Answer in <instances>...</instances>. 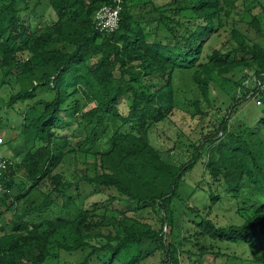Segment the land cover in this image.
<instances>
[{
    "label": "trees",
    "instance_id": "obj_1",
    "mask_svg": "<svg viewBox=\"0 0 264 264\" xmlns=\"http://www.w3.org/2000/svg\"><path fill=\"white\" fill-rule=\"evenodd\" d=\"M112 5L0 0L2 145L26 147L13 148L2 178L0 264H153L156 254L161 264L208 254L264 264V44L234 27L228 45L205 55L236 0H122L119 27L102 30L97 15ZM251 25L264 37L256 15ZM243 66L256 68L252 86L231 106L253 100L254 109L185 145L188 160L164 159L150 135L182 102L178 79L191 73L208 98L215 74ZM3 110L19 123L3 126ZM201 160L203 178L188 186ZM199 191L205 204L191 200ZM225 203L240 222L210 217Z\"/></svg>",
    "mask_w": 264,
    "mask_h": 264
},
{
    "label": "rangeland",
    "instance_id": "obj_2",
    "mask_svg": "<svg viewBox=\"0 0 264 264\" xmlns=\"http://www.w3.org/2000/svg\"><path fill=\"white\" fill-rule=\"evenodd\" d=\"M35 2L36 0H30L32 4ZM50 14V10L43 13L46 18H49ZM254 15L258 17L261 28L264 30V0H236V6L230 9L229 15L225 17V26L220 31L221 36L211 40L207 44L205 55L207 54L208 56L214 49L224 48L228 45L231 42L232 30L234 27L239 28L249 39L251 38V41L264 44V37L251 25ZM250 63H252L250 65H255L253 62ZM255 70V66H243L229 74H222L221 76L215 74L210 83V94L208 98H205V96L201 94L199 87L192 80L191 73L186 74L183 78H179V97L182 99V102H179V106L170 117L157 123L152 128L150 135L153 144L162 150L164 159L172 163L188 160L191 153L188 151L186 153L185 145L191 142H197L203 137V134L211 132L212 129H214L213 127L217 126L223 120L224 116L235 119L240 112L247 114L248 110L250 111V109L254 107L253 100L245 101L239 106L232 107L231 105L234 102V97L241 98L243 96L242 92L245 85L252 86L251 80L254 78ZM1 94L5 99H8L9 93L7 91ZM195 101L200 102V106L204 110L205 115H193L192 112L195 109L193 102ZM238 108L240 109L239 113L236 112ZM8 115L9 118H7ZM16 115L17 113L14 111L6 114L5 110H3V122H1L3 126L9 121L17 125L21 117H17ZM0 133L5 137V140L9 139V129H5L4 131L0 129ZM14 147H17V149L21 151L26 150L24 141L21 140L17 143L12 142L0 146V153L5 156H10L14 153ZM203 174L204 163L203 160H201L186 177V184L188 186L196 185L202 180ZM185 191L187 192L188 189ZM199 194H201L200 197ZM98 198L99 197L94 196L92 200L94 201ZM191 200L201 204L207 202L203 191H199ZM235 213L233 204L225 203L215 206L209 215L219 224L224 225L230 222L241 221L240 216ZM157 216L158 215L151 208L144 211V217L151 223H154L155 226L159 227L160 223L157 220ZM161 260L162 256H160V254L154 255V257L150 259L153 264H161ZM201 264L224 263L216 259L213 255L208 254Z\"/></svg>",
    "mask_w": 264,
    "mask_h": 264
},
{
    "label": "built area",
    "instance_id": "obj_3",
    "mask_svg": "<svg viewBox=\"0 0 264 264\" xmlns=\"http://www.w3.org/2000/svg\"><path fill=\"white\" fill-rule=\"evenodd\" d=\"M115 5L104 7L97 15V26L102 30L114 31L119 27L122 0H114ZM258 85L264 90V81L259 80ZM4 143V137L0 133V146ZM7 156L0 153V194L3 192L2 178L4 171L10 164Z\"/></svg>",
    "mask_w": 264,
    "mask_h": 264
}]
</instances>
